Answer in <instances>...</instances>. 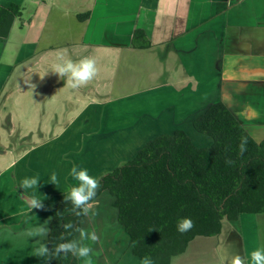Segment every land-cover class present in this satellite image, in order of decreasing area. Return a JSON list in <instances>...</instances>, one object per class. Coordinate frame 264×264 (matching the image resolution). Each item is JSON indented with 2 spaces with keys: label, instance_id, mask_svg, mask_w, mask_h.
Returning <instances> with one entry per match:
<instances>
[{
  "label": "crops",
  "instance_id": "crops-1",
  "mask_svg": "<svg viewBox=\"0 0 264 264\" xmlns=\"http://www.w3.org/2000/svg\"><path fill=\"white\" fill-rule=\"evenodd\" d=\"M34 1L38 21L21 15L0 40L1 264L46 263L35 249L48 246L58 204L77 184L68 176L73 164L100 178L153 137L177 130L211 146L214 139L194 122L217 101L264 139V0ZM136 29L149 46H132ZM61 49L74 61L96 59L98 74L86 87L70 89L51 72ZM19 137L38 139L22 148ZM36 174L44 209L29 212L18 184ZM114 200L105 190L92 202L97 215L90 212L80 228L99 237L91 245L95 264H140ZM41 224L45 237L26 235ZM262 245L264 213H242L224 219L219 235L194 238L171 264H230L235 253L251 264L250 253Z\"/></svg>",
  "mask_w": 264,
  "mask_h": 264
},
{
  "label": "trees",
  "instance_id": "trees-1",
  "mask_svg": "<svg viewBox=\"0 0 264 264\" xmlns=\"http://www.w3.org/2000/svg\"><path fill=\"white\" fill-rule=\"evenodd\" d=\"M21 15L18 3L0 6V40L8 37ZM149 45L144 31L136 29L132 46ZM194 125L214 139L211 146H197L185 130L160 134L122 167L99 178L101 187L95 199L110 191L134 254L150 256L154 264H171L197 236L219 235L224 219L264 213V139H255L223 101L212 103ZM245 136L247 151L241 155L238 146ZM229 159L231 165L226 164ZM72 207L64 199L58 204L48 235L50 250L75 239L77 232H66L63 225L71 222L80 227L85 216L77 217ZM184 217L191 218L194 227L181 234L176 226ZM45 264H79V259L61 255Z\"/></svg>",
  "mask_w": 264,
  "mask_h": 264
},
{
  "label": "clouds",
  "instance_id": "clouds-1",
  "mask_svg": "<svg viewBox=\"0 0 264 264\" xmlns=\"http://www.w3.org/2000/svg\"><path fill=\"white\" fill-rule=\"evenodd\" d=\"M51 72L59 76L60 78L66 77V85L70 89L78 90L80 88L86 87L98 74L97 61L94 57L85 56L78 61H74L68 55L66 50H58L55 57V62L52 63ZM49 70L45 73L47 74ZM44 74V75H45ZM29 83V81L27 82ZM26 83V84H27ZM30 88H34V85H29ZM248 138L242 137L239 144V153L243 155L247 151ZM126 161H121L118 166H123ZM232 160H226V164L231 165ZM5 171L0 169V174ZM68 176L77 182L76 185L70 186L67 193H64V202H71L72 212L77 216H89L94 217L97 215L93 211V201L95 200L97 193L101 187L100 179L98 177L89 174L87 168L80 165L73 164L68 172ZM40 176L38 174L31 177H24L18 184V187L23 189L26 193L25 203L27 204L28 211L31 212L33 209H44V204L42 199L39 198L37 194L38 187L40 186ZM49 182L56 185L58 181V176L55 171H53L49 176ZM32 189L33 192L28 194V190ZM66 232L69 230H74L79 233V239L68 240L66 242L59 243L54 249H49V247L40 243L35 249V256L39 258H45L50 261L56 257L63 255L67 257L69 254L81 259L82 264H95L93 259L94 250L92 244H95L99 237L95 231H87L84 228L75 227L71 222L63 225ZM177 231L181 234L186 233L194 227V222L191 218L184 217L177 222ZM49 229L41 224L36 226L32 230L28 231L26 235L28 237H45ZM63 240L64 237H61ZM89 242V243H86ZM251 264H264V245L256 248L250 253ZM140 264H154V261L150 256H145L141 259ZM230 264H249L248 259L245 256L239 254H234Z\"/></svg>",
  "mask_w": 264,
  "mask_h": 264
},
{
  "label": "rangeland",
  "instance_id": "rangeland-1",
  "mask_svg": "<svg viewBox=\"0 0 264 264\" xmlns=\"http://www.w3.org/2000/svg\"><path fill=\"white\" fill-rule=\"evenodd\" d=\"M6 1H9V4L7 6H9L12 2L19 3L21 5L22 17L25 22L26 21L32 22V20H34L35 22L38 21V19H36L37 17L35 16L38 13V10L40 8L37 1H34V0H6ZM5 139L7 141L8 138H5ZM18 139H19L18 146L19 147L22 146L23 148L24 146L29 145L31 141L37 140L38 138L19 137ZM1 258L2 257H0V264H1Z\"/></svg>",
  "mask_w": 264,
  "mask_h": 264
}]
</instances>
